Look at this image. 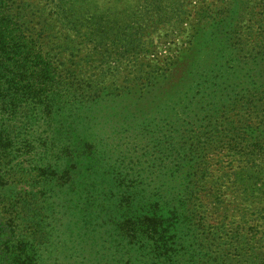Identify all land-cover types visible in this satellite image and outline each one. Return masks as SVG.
I'll return each mask as SVG.
<instances>
[{"label":"trees","instance_id":"16d2710c","mask_svg":"<svg viewBox=\"0 0 264 264\" xmlns=\"http://www.w3.org/2000/svg\"><path fill=\"white\" fill-rule=\"evenodd\" d=\"M223 1L175 72L115 92L0 0V264H264V0Z\"/></svg>","mask_w":264,"mask_h":264},{"label":"rangeland","instance_id":"374dc122","mask_svg":"<svg viewBox=\"0 0 264 264\" xmlns=\"http://www.w3.org/2000/svg\"><path fill=\"white\" fill-rule=\"evenodd\" d=\"M49 1L29 0L66 68L115 92L146 90L156 76L175 72L197 39H212L213 19L226 7L223 0H64L54 14Z\"/></svg>","mask_w":264,"mask_h":264}]
</instances>
